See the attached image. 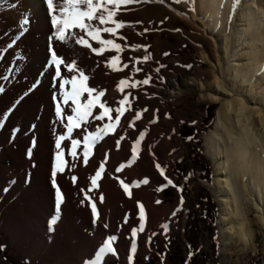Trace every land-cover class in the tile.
Returning <instances> with one entry per match:
<instances>
[{
  "label": "bare ground",
  "instance_id": "bare-ground-1",
  "mask_svg": "<svg viewBox=\"0 0 264 264\" xmlns=\"http://www.w3.org/2000/svg\"><path fill=\"white\" fill-rule=\"evenodd\" d=\"M262 1L134 0L131 5L122 6L118 17L126 22V27L115 39L126 51L119 54L107 51L103 56H97L90 49L72 42L65 45L50 39L55 28L46 0H0V77H8L0 79L5 88L0 94V115L23 97L0 128V229L12 236L13 244L25 247L31 258L38 256L40 264H49L52 258L54 264H90L104 239L115 235L117 255L102 257L100 264L115 258L129 264L130 230L139 223L138 201L143 203L146 213L145 230L136 237L140 256L155 255L151 251L154 236L162 237L174 229L180 211L177 209L181 207L178 203L172 206L156 203L162 194L157 195L153 190L166 182L154 165L158 162L167 168L176 157L178 140L174 136L180 123L176 126L169 119V106L186 93L188 83L199 86V79L186 80L179 70L172 72L173 65L178 67L180 64L176 58L150 63L149 67L133 64V61L142 60L149 51L148 37L156 31L157 39L152 48L157 62L159 53L169 44L167 39L161 40V28L157 25L164 23V14L175 13L182 21L187 19L185 24L195 31L197 23L190 16L199 18L203 15L201 28L211 41H202L206 50L202 57L212 62L218 72L213 74L210 87L215 88L210 93L216 95L213 97L216 101L223 92L232 96L217 111L215 128L206 140L205 153L215 169L212 191L219 198L226 197L220 201L227 219H233L228 225L236 237L233 239L228 235L227 240H223L224 245L233 243L245 248L250 243V231L244 207H253L264 227V9L257 5ZM53 2L55 4L57 0ZM25 15L31 18L29 30L16 39ZM103 38L112 37L103 34ZM13 40L15 43L8 48ZM90 43L99 47L95 41L90 40ZM53 50L68 60L75 59L89 76L87 85L106 92L102 100L109 106L116 107L124 94L132 92V111L125 113L122 124L131 123L135 112L142 113L135 127L117 128L115 134L100 140L90 153L87 166L82 162L83 138L108 121L92 120L91 124L74 130L72 139L81 141L78 157L68 154L70 139L61 142L66 165L64 172L55 178L56 186L52 184L51 176L56 164V141L61 135L68 136L66 118L73 115L74 106L71 101L67 105L63 103L61 81L51 64ZM117 54L121 55L122 63L129 64L128 69L114 72L107 66V60ZM134 67L142 71L137 73L133 71ZM61 71L64 78L76 74L64 67ZM129 76L140 81L148 76L152 79L149 85L126 89L122 94L117 85L120 79ZM30 88L33 90L24 95ZM57 104L64 113L63 121L56 113ZM99 111L95 109L93 115ZM181 114L178 110L175 116L180 118ZM159 116L161 118L157 120ZM14 130L18 131L13 137ZM141 131L146 137L138 148L139 157L133 163L131 149ZM121 136L125 139L117 146L116 140ZM105 158L106 175L93 189L90 178ZM121 166L122 171L116 172L115 169ZM166 175L172 179L167 169ZM144 178L150 181L147 185L142 183ZM120 179L132 185L140 183L139 187L132 188L131 198L123 191ZM55 187H60L64 196L59 215ZM89 191L96 198L100 213L98 221L94 220L85 199V192ZM101 195L104 197L102 202L99 201ZM126 216L130 221L124 224ZM54 218L58 222L51 225Z\"/></svg>",
  "mask_w": 264,
  "mask_h": 264
},
{
  "label": "rangeland",
  "instance_id": "rangeland-1",
  "mask_svg": "<svg viewBox=\"0 0 264 264\" xmlns=\"http://www.w3.org/2000/svg\"><path fill=\"white\" fill-rule=\"evenodd\" d=\"M263 4L264 1L257 3L264 9ZM190 18L197 23L196 31L185 24L187 19L184 22L175 13L164 14V23L157 25V28H161V40L167 39L169 43L167 49L159 53L160 60L156 62L152 48L157 39L155 31V34L148 37L149 51L145 55L149 59L139 63L140 66L149 67L160 61L168 62L176 58V62L180 64L178 67L173 65L172 72L179 70L186 80L198 78L199 86L188 83L185 86L186 93L169 106L168 112L169 119L173 120L176 126L180 123V126L174 136L178 140L177 154L166 169L169 170L174 184L182 186L183 192L171 186L165 187L163 191L153 190L157 195L162 194L158 198L161 204L172 206L178 203L181 207L174 229L162 237L159 234L154 236L151 251L155 252V255L142 257L136 250L135 264H264V227L253 207L243 209L247 229L250 231V243L242 248L241 245H233L230 242L231 246H227V243L224 245L223 242L227 240L228 235L233 239L236 237L235 231L229 229L228 225L233 219H227L225 215L221 201L226 197L219 198L212 191L216 179L215 169L212 160L205 153V145L207 138L214 131L218 109L224 101L230 99L231 94L223 92L218 95L219 101L213 100L216 95L210 92L214 91L215 87L210 85L213 74L218 72L212 62L202 57L206 51L202 47V41L211 39L201 28L203 15ZM189 65L191 67H188ZM259 90L257 87V91ZM178 110L182 111L180 118L175 116ZM160 118L157 117V120ZM201 159L206 162L198 163ZM181 195L184 199L182 206ZM41 206L44 209L45 206ZM12 240L7 231L0 229V264H40L38 256L31 258L25 247L15 246ZM54 263L55 259L52 258L49 264ZM104 264L123 263L121 259L115 258Z\"/></svg>",
  "mask_w": 264,
  "mask_h": 264
},
{
  "label": "snow or ice",
  "instance_id": "snow-or-ice-1",
  "mask_svg": "<svg viewBox=\"0 0 264 264\" xmlns=\"http://www.w3.org/2000/svg\"><path fill=\"white\" fill-rule=\"evenodd\" d=\"M163 2V0H162ZM134 3V0H57L54 4L53 0H46L47 8L51 16V23L55 28V34L50 37V39L59 41L65 45L69 42L74 43L75 45L82 46L85 49H90L92 53L97 56H103L107 51H114L115 53H123L126 51L120 43L116 42V39L119 36L120 30L126 27V22L123 19L118 18L120 16L122 6L131 5ZM58 13V14H56ZM31 18L25 15V18L22 19L20 31L16 39H19L20 36L25 34L29 30V25ZM148 31V29H145ZM103 34H108L112 38H103ZM124 39V37H119ZM91 41H95L99 47H93ZM15 40L10 43L7 47L11 48ZM136 50H139V46H136ZM113 55L111 59L107 60V66L114 72L123 71L128 69V63H122L121 55ZM167 55V53H165ZM149 59L145 55L142 60L133 61V64L143 63ZM51 64L55 66V74L60 83V88L63 90V103L67 105L69 101L74 106L72 107L73 115L67 116V133L68 136L65 137L61 135L56 141V164L51 172L52 184L56 186V176L58 173H62L65 170L66 161L64 159V151L62 150V141L65 139L71 140V148L68 149V154L74 158L78 157L77 149L81 144L80 140L72 139V134L74 130L81 129L85 125L91 124L92 120L96 121H105L108 123L103 124L102 127H98L94 132H88L83 138V157L82 162L85 166L89 164V156L93 148L97 143L102 140L106 135L115 134L117 128L122 127H135L136 121L141 120L142 113L135 112L134 119L131 123L125 125L122 124V118L125 117L126 112L132 111V92L127 90H134L140 87L141 85H149L151 83V77L148 76L142 81L134 80L133 77L129 76L119 80L117 89L120 93L124 94L121 99L118 100L117 106L112 107L107 104L106 101L102 100L105 97L106 92L104 90H98L94 87H89L87 81L89 76L86 72L79 67L75 59L68 60L62 56H59L56 51H51ZM62 67L66 68L70 73H76L72 75L71 78H64L62 74ZM188 67H191L190 65ZM133 71L140 72L142 71L139 67H134ZM159 71V69H157ZM0 79H8V77H0ZM35 85L33 86V88ZM33 89H29L24 95H27ZM5 88L0 84V94L4 93ZM85 93L87 98L85 99ZM134 98V97H133ZM23 97H19L14 103L12 108L8 112L0 115V128L4 126V122L7 120L8 115L11 111L14 110L15 106L19 104L20 100ZM95 109H100L99 113L93 115ZM143 111H147L144 109ZM56 113L58 117L61 118V121L64 119V113L60 104L56 106ZM115 113V116H113ZM16 131L13 132V137L16 134ZM146 133L141 131L139 133L138 139L135 140V143L131 149L132 156L131 161L134 163L138 157L139 152L138 148L141 146L142 142L145 140ZM125 137L121 136L116 140V145L119 146L121 140ZM191 139V138H189ZM28 155L31 156V150H29ZM107 159L105 158L98 166V170L95 171L94 175L90 178L92 188L95 189L99 186L98 182L102 179L103 175H106V165ZM131 166V164H129ZM156 169H158L160 176L166 182L165 185L158 186V191H163L165 187L171 186L177 188L180 192H183L182 186H177L174 184L173 180L166 175V167L162 166L160 163L156 162ZM116 172L122 171V166L115 169ZM72 180L75 181L76 177L73 176ZM148 178H144L142 183L147 185L149 183ZM120 185L122 186L123 191L131 198L132 188L139 187L140 183L132 185L129 182H126L123 179L119 180ZM7 191V189H5ZM91 191V190H90ZM89 192H85V199L88 201L91 207V211L94 217V220L98 221L100 218V213L97 209L96 198L90 195ZM56 195V211L59 215L61 211V206L64 203V196L61 192L60 187H55ZM104 197L101 195L99 201L102 202ZM161 201L157 200L156 203ZM184 203L183 196H180V205ZM139 208V223L138 227H133L130 230V254L128 256L129 264H133L134 255L137 250L136 237L139 233H143L145 230V206L142 202H137ZM177 210H180L179 208ZM175 215V211L173 212ZM58 222L57 219L51 220V225H55ZM128 222V217H125L124 223ZM104 227L107 228V224H104ZM167 229V225L164 226ZM117 237L115 235H110L104 239L102 246L94 253L95 259L90 262V264H100L102 257H107L108 255H117V249L114 247L116 244Z\"/></svg>",
  "mask_w": 264,
  "mask_h": 264
},
{
  "label": "trees",
  "instance_id": "trees-1",
  "mask_svg": "<svg viewBox=\"0 0 264 264\" xmlns=\"http://www.w3.org/2000/svg\"><path fill=\"white\" fill-rule=\"evenodd\" d=\"M204 162H206V161L201 159L199 162V160H198V163H204Z\"/></svg>",
  "mask_w": 264,
  "mask_h": 264
}]
</instances>
